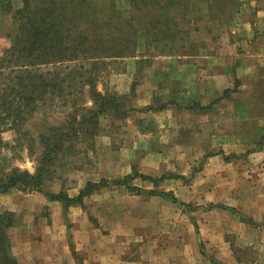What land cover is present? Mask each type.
Wrapping results in <instances>:
<instances>
[{
    "label": "rangeland",
    "instance_id": "obj_1",
    "mask_svg": "<svg viewBox=\"0 0 264 264\" xmlns=\"http://www.w3.org/2000/svg\"><path fill=\"white\" fill-rule=\"evenodd\" d=\"M99 1L106 13L107 0ZM209 2L211 16L203 0L197 9L188 3L189 14L199 18L193 25L199 29L188 32L195 55L158 54L151 47L144 53L140 46L134 56L104 61L95 89L114 97L115 106L97 112L87 96L73 107L71 98H48L19 124L0 123V176L14 169L35 173L45 140L72 126L53 153L42 191L71 197L88 181L123 178L134 187L108 183L69 207L42 192L11 189L0 194V210L13 214V224L53 225L56 212L65 237L89 227L85 238L104 241L108 251L128 258L147 253L148 264L152 253L159 264L163 253L180 260L184 250L188 264H224L216 255L264 264V235L249 230L259 225L250 215L260 181L248 178L264 163V155L256 157L264 147V26L252 24L248 39L236 30L241 17L256 18L260 3ZM115 4L128 10L126 0ZM11 28L0 16V56L11 44ZM225 88L230 91L220 97ZM91 112L97 114L90 120ZM140 175L163 179L154 184ZM160 191L180 204L147 193ZM216 226L228 227L230 249L209 245L217 241Z\"/></svg>",
    "mask_w": 264,
    "mask_h": 264
},
{
    "label": "trees",
    "instance_id": "obj_2",
    "mask_svg": "<svg viewBox=\"0 0 264 264\" xmlns=\"http://www.w3.org/2000/svg\"><path fill=\"white\" fill-rule=\"evenodd\" d=\"M193 1V7L197 9L199 0ZM126 2L128 10L121 11L115 0H107V12L104 13L99 0H0V16L8 18L12 27L6 32L11 44L0 56V123L19 124L24 114L32 109L35 111L33 107L48 98H60L64 102L71 98L73 107L76 99L87 96L97 103V112L115 106L114 97L101 96L95 89L99 67L106 59L134 56L140 46H143L144 53L151 47L158 54L195 55L192 52L196 46L189 39L188 32L199 29L193 26L199 18L189 14V0ZM203 3L211 16V2L203 0ZM137 15L141 16L140 22ZM139 37H142V44ZM144 53L142 57H146ZM229 91L223 90L220 97H225ZM145 109L152 107L146 106ZM97 112H91L88 119H93ZM82 116L80 128L88 115L84 113ZM67 127L59 134L54 131L51 138L45 140L35 173L14 169L0 176V194L11 189L37 191L49 201H58L63 207H69L81 204L85 195L108 183L134 189L123 178L88 181L71 197L62 191H42L53 153L59 150L63 141L61 137H67L66 132L72 130V126ZM140 177L154 184L163 179ZM147 193L180 204L171 192ZM12 217L10 211L0 210V264H14L6 251L8 241L5 234V229L13 224Z\"/></svg>",
    "mask_w": 264,
    "mask_h": 264
},
{
    "label": "crops",
    "instance_id": "obj_3",
    "mask_svg": "<svg viewBox=\"0 0 264 264\" xmlns=\"http://www.w3.org/2000/svg\"><path fill=\"white\" fill-rule=\"evenodd\" d=\"M258 1L260 4L259 8L256 9V18H248L245 16L238 20L241 25L236 30L238 34L247 39L253 36L254 29L251 27L252 24L257 21L260 27L263 28L264 26V0ZM263 30L264 28L262 31ZM262 31L261 33L264 34ZM257 153L256 157L260 159L264 155V147ZM256 177H259L257 180L260 181L259 184L257 181H252ZM248 178L251 179L252 183L258 184L261 188L260 193L251 199L252 205H254L256 209H253L250 215L252 220L259 223V225L256 226V228H249V230L257 231L264 235V163L260 164V170L257 176L250 175ZM54 205H56V203H54ZM51 219L53 225L28 226L20 223L17 225L12 224L5 229L8 241L6 251L13 259L14 264H148L147 253L140 252L136 257L128 258L122 256L123 252H117L112 249L108 251L106 244L103 243L104 241L96 242L89 237L85 238L86 233H90L89 227L78 228V230L74 229L70 233L67 232L65 237L64 232L58 225L57 220L59 217L56 212L52 214ZM224 231L229 233L228 227L216 226L214 235L217 241L210 242L209 245L219 247L216 244L218 243L222 245V248L230 249V243L225 237ZM32 234H36L37 236L34 237ZM209 240L214 241L212 238H209ZM182 254L183 256L180 260L176 259V261L173 257L170 258V256L163 253L160 260L161 263L159 264H188L185 250ZM216 256L218 260L224 264L238 263V261L231 256L225 258V261H223L224 258H222V256ZM150 259L152 263L149 264H156L154 253L151 254ZM243 262L242 260L241 264H243ZM260 262H264V257L260 258Z\"/></svg>",
    "mask_w": 264,
    "mask_h": 264
},
{
    "label": "clouds",
    "instance_id": "obj_4",
    "mask_svg": "<svg viewBox=\"0 0 264 264\" xmlns=\"http://www.w3.org/2000/svg\"><path fill=\"white\" fill-rule=\"evenodd\" d=\"M5 138L7 139L8 137L6 136Z\"/></svg>",
    "mask_w": 264,
    "mask_h": 264
}]
</instances>
